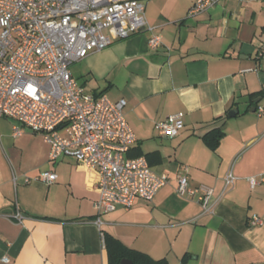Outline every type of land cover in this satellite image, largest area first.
Here are the masks:
<instances>
[{
  "label": "crops",
  "instance_id": "0c3cea01",
  "mask_svg": "<svg viewBox=\"0 0 264 264\" xmlns=\"http://www.w3.org/2000/svg\"><path fill=\"white\" fill-rule=\"evenodd\" d=\"M146 1L153 30L89 53L71 74L93 94L125 100L136 138L127 156H144L167 183L151 201L101 214L99 229L96 172L72 156L50 161L41 134L21 127L14 136L16 122L1 117L0 264H107L103 231L168 264H264V224L248 225L252 214L264 219L263 1L220 0L196 15L188 14L195 0ZM152 33L161 36L156 50L147 45ZM177 112L183 126L163 136L155 124ZM214 127L224 135L212 149L202 136ZM230 170L236 180L221 195ZM41 171L56 181L34 180ZM180 175L191 188H213V213L201 212L197 192L177 193ZM15 204L21 223L9 216Z\"/></svg>",
  "mask_w": 264,
  "mask_h": 264
},
{
  "label": "built area",
  "instance_id": "2783aa9c",
  "mask_svg": "<svg viewBox=\"0 0 264 264\" xmlns=\"http://www.w3.org/2000/svg\"><path fill=\"white\" fill-rule=\"evenodd\" d=\"M218 2L195 0L188 14H199ZM144 30L153 27L141 0H0V118L16 122L14 136L22 133L21 127L41 134L49 145L50 161L72 156L96 172L94 223L99 229L101 214L116 206L129 208L136 199L151 201L168 178L151 170L144 156H127L136 138L123 114L125 100L113 102L104 93L85 90L69 67ZM147 45L156 50L161 36L152 33ZM258 54L264 56V42ZM182 119V112L169 114L155 127L171 138L183 126ZM56 177L52 171H41L33 179L51 184ZM235 180L231 170L226 172L221 195ZM248 181L251 187L258 183L254 177ZM176 191L197 192L201 212L213 213L217 198L212 187L191 188L180 175ZM9 216L18 223L25 217L17 204ZM263 224L255 214L248 218L249 226Z\"/></svg>",
  "mask_w": 264,
  "mask_h": 264
},
{
  "label": "trees",
  "instance_id": "16d2710c",
  "mask_svg": "<svg viewBox=\"0 0 264 264\" xmlns=\"http://www.w3.org/2000/svg\"><path fill=\"white\" fill-rule=\"evenodd\" d=\"M223 135L224 131L220 127H214L206 132L202 138L207 146L215 149ZM129 157H138V155ZM102 234L107 264H119L123 258L129 259L132 264H168L165 258L154 259L147 253L125 246L107 231H103Z\"/></svg>",
  "mask_w": 264,
  "mask_h": 264
},
{
  "label": "water",
  "instance_id": "95a60500",
  "mask_svg": "<svg viewBox=\"0 0 264 264\" xmlns=\"http://www.w3.org/2000/svg\"><path fill=\"white\" fill-rule=\"evenodd\" d=\"M235 113H236V111L232 109V110H230L228 112L227 115L228 116H234ZM119 264H132V262L129 259L123 258V259L120 260V263Z\"/></svg>",
  "mask_w": 264,
  "mask_h": 264
},
{
  "label": "rangeland",
  "instance_id": "374dc122",
  "mask_svg": "<svg viewBox=\"0 0 264 264\" xmlns=\"http://www.w3.org/2000/svg\"><path fill=\"white\" fill-rule=\"evenodd\" d=\"M146 2H147V1L144 0V4H145ZM75 64H76V62H74V63H72V64L70 65L69 69H70L71 72H73V68H74V65H75ZM15 125H16V123H15Z\"/></svg>",
  "mask_w": 264,
  "mask_h": 264
}]
</instances>
